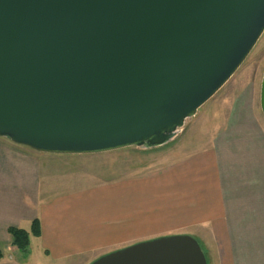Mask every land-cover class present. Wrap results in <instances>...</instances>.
I'll return each mask as SVG.
<instances>
[{
    "label": "water",
    "instance_id": "water-1",
    "mask_svg": "<svg viewBox=\"0 0 264 264\" xmlns=\"http://www.w3.org/2000/svg\"><path fill=\"white\" fill-rule=\"evenodd\" d=\"M263 34L264 0H0V138L52 155L164 147ZM91 264L208 261L174 235Z\"/></svg>",
    "mask_w": 264,
    "mask_h": 264
},
{
    "label": "crops",
    "instance_id": "crops-1",
    "mask_svg": "<svg viewBox=\"0 0 264 264\" xmlns=\"http://www.w3.org/2000/svg\"><path fill=\"white\" fill-rule=\"evenodd\" d=\"M254 88L247 82L234 93L199 149L180 146L164 166L92 187L49 188L46 164L63 155L0 138V264H91L174 235L195 238L208 264H264V115ZM35 220L31 250H14L9 230L31 233Z\"/></svg>",
    "mask_w": 264,
    "mask_h": 264
},
{
    "label": "rangeland",
    "instance_id": "rangeland-1",
    "mask_svg": "<svg viewBox=\"0 0 264 264\" xmlns=\"http://www.w3.org/2000/svg\"><path fill=\"white\" fill-rule=\"evenodd\" d=\"M264 74V34L256 47L225 87L208 103H206L194 118L188 119L177 137L168 145L157 149L126 148L114 152L95 155H63V162H50L43 172V178L53 181L49 188H56L61 193L68 188L80 189L92 187L121 177L140 176L152 169L164 166L168 155L180 146L195 143L199 139L207 141V136L213 135L227 117L232 97L237 90L247 82H252L255 93V108L260 109V89ZM203 137V138H201ZM52 156V155H51ZM63 163V164H60ZM51 168L55 174L51 175ZM35 244V243H34ZM33 244L32 248H35ZM30 249V248H29ZM31 250V249H30ZM86 264V263H85Z\"/></svg>",
    "mask_w": 264,
    "mask_h": 264
},
{
    "label": "trees",
    "instance_id": "trees-1",
    "mask_svg": "<svg viewBox=\"0 0 264 264\" xmlns=\"http://www.w3.org/2000/svg\"><path fill=\"white\" fill-rule=\"evenodd\" d=\"M39 221L35 220L33 222V226H32V231L31 233L22 230V229H17V228H12L9 230L10 234L13 237V244H12V248L14 250H19L22 252H27L29 250L30 247V237L31 235L35 236V237H39L40 236V230H39ZM3 259V252L0 249V262Z\"/></svg>",
    "mask_w": 264,
    "mask_h": 264
}]
</instances>
